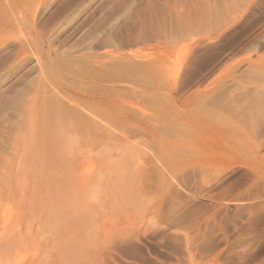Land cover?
I'll use <instances>...</instances> for the list:
<instances>
[{
    "label": "rangeland",
    "instance_id": "1",
    "mask_svg": "<svg viewBox=\"0 0 264 264\" xmlns=\"http://www.w3.org/2000/svg\"><path fill=\"white\" fill-rule=\"evenodd\" d=\"M149 1L75 0L71 10L65 9L70 2L60 5L55 1L41 17L37 15L42 6L37 3L27 19L19 21L21 28L15 27V33L5 37L27 42L35 32L45 35L42 46L29 53L27 77L18 80L19 74L0 83V264H65L67 260V264H264V0ZM50 13L55 17L61 13L54 25L46 22ZM57 30H63L62 34L51 37L55 41L49 46L46 39ZM96 31L102 33L96 39H112L108 47H96L99 50L93 48V52L85 40L99 35ZM78 42L83 47L79 50ZM83 49L97 56L110 53L101 66L110 70L136 62V70L149 79H143L140 86L123 80L99 84L109 91L107 122L115 132L87 137L71 134L70 139V134H65L67 138L61 134L62 143L68 139L65 142L70 146L61 143L60 150L69 159L76 157L71 158V166L91 175L87 184L80 180L75 184V190L83 186L76 192L42 200V189L58 185L57 172L66 173V167L58 160L44 166L42 171L49 170L47 174L32 167L31 152L39 141L37 136H42L35 134L33 117L19 121L14 110L24 94L39 87L37 64L45 66L49 59L67 52L80 57ZM129 49L150 55L140 53L144 59L138 55L134 60ZM111 52H118L120 58L117 53L112 58ZM161 64L165 69L161 70ZM131 103L138 108L130 110ZM127 125L144 132L120 131ZM23 127L29 129L23 131ZM33 139L38 141L33 143ZM30 142L34 146L29 157ZM62 196L66 198L63 202ZM32 203L34 207H29ZM54 207L64 212L74 209L72 215L78 217L74 216L77 221L70 234L81 249L72 261L67 259L65 240L61 242L52 224L48 225L50 218L59 219L57 213L64 214ZM86 238L92 244L84 248ZM59 250L66 254L64 258Z\"/></svg>",
    "mask_w": 264,
    "mask_h": 264
},
{
    "label": "bare ground",
    "instance_id": "2",
    "mask_svg": "<svg viewBox=\"0 0 264 264\" xmlns=\"http://www.w3.org/2000/svg\"><path fill=\"white\" fill-rule=\"evenodd\" d=\"M58 2L59 1L61 2L60 5L64 4V2L66 3H69L70 4L67 6H65V9H67L69 7V10H71V8L75 5L74 2L75 0H0V83L3 84L5 83L8 79H10L12 76H17V75H21V77L18 79V80H24L23 78L24 77H27L26 74L29 73L31 71V68L28 67L29 63H30V57L32 56V54L29 55V53H31L32 51H34L35 49L38 48V46H42V40L44 39L45 35L42 33L43 31L41 32H35V35L30 38V41H20V40H13V41H9V40H6L5 37H7L8 35L10 34H13L15 32H13V29L15 27H18L20 25L19 21H23V20H26L27 19V16H28V13L30 12L29 10L32 8V6L34 4L37 5V3H40V6H42V9H40V11L38 12V16L41 17V15L44 13V11H46V9L52 5V3L54 2ZM152 2V0H150ZM149 1V2H150ZM167 1V2H166ZM168 1L169 0H165V3L168 4ZM144 2V1H143ZM163 2V1H162ZM189 2V1H188ZM146 3V2H145ZM154 4V2H152ZM55 4V3H54ZM166 4V5H167ZM171 4V3H170ZM179 4V3H178ZM202 4V3H201ZM204 5V3H203ZM202 5V6H203ZM56 8L57 5H55ZM81 6V5H80ZM205 6V5H204ZM203 6V7H204ZM54 7V6H53ZM62 7V6H61ZM97 7V6H96ZM52 8V6H51ZM64 8V7H63ZM85 8V7H84ZM90 8V7H89ZM104 8V7H103ZM145 8H147L145 6ZM227 8V7H226ZM192 9V8H191ZM101 10V9H100ZM99 10V11H100ZM143 10V9H142ZM29 11V12H28ZM43 11V12H42ZM55 11V10H54ZM85 11V10H84ZM87 11V10H86ZM89 11V10H88ZM113 11V10H112ZM148 11V10H147ZM146 11V12H147ZM149 11H150V8H149ZM167 11V10H166ZM49 12V11H48ZM80 12V11H78ZM77 12V13H78ZM102 12V11H100ZM105 12V11H103ZM145 12V13H146ZM53 13V12H52ZM111 13V12H109ZM108 13V14H109ZM149 13V12H148ZM51 14V13H50ZM58 14V13H57ZM61 13H59L56 17L54 14H51V18L49 20H46V22H48L49 24H52V22H54L55 20L58 19V17L60 16ZM75 14V13H73ZM80 14V13H78ZM85 14V13H83ZM92 14V13H91ZM103 14V13H102ZM106 14V13H105ZM153 14V13H152ZM36 15V14H35ZM72 15V14H71ZM77 15V14H76ZM81 15V14H80ZM135 15V14H134ZM181 15V14H180ZM43 16V15H42ZM101 16V14H100ZM34 17V16H33ZM45 17V16H44ZM67 17V16H66ZM73 17L74 15H72V17L69 19L71 22L73 21ZM78 17V16H77ZM134 17V16H133ZM160 17V16H159ZM91 18V17H90ZM93 18V17H92ZM91 18V19H92ZM103 18V17H102ZM40 19V18H39ZM62 19V18H61ZM65 19V18H64ZM77 19V18H76ZM75 19V20H76ZM155 19V18H154ZM179 19V18H178ZM43 20V19H42ZM60 20V18H59ZM67 20V19H66ZM68 20V21H69ZM74 20V21H75ZM105 20V19H104ZM141 20V18H140ZM143 20V19H142ZM160 20V19H159ZM167 20V19H166ZM41 21V19L39 20ZM43 22V21H42ZM76 22V21H75ZM74 22V23H75ZM128 22V21H127ZM155 22V21H154ZM153 22V23H154ZM41 23V22H40ZM39 23V24H40ZM68 23V22H67ZM147 23V22H146ZM152 23V22H151ZM170 23V22H169ZM38 24V27L40 26ZM45 24V23H44ZM63 25H65L64 23H62ZM71 23L68 24V27H70ZM73 24V23H72ZM134 24V23H133ZM22 25V24H21ZM43 27L46 26L41 24ZM48 25V24H47ZM54 25V24H52ZM60 25V24H59ZM58 26V25H57ZM56 26V27H57ZM66 26V25H65ZM64 26V28H65ZM98 25H96L95 29H97ZM99 28L103 27L99 24ZM50 27V26H49ZM63 27V26H62ZM60 28V29H63V28ZM115 27V26H114ZM163 27V26H162ZM176 27V25H175ZM19 28V27H18ZM16 28L18 31L19 29ZM21 28V26H20ZM71 28V27H70ZM109 28V27H108ZM42 30V27L40 28ZM48 29V28H47ZM67 29V28H66ZM65 29V30H66ZM103 29V28H101ZM100 29V30H101ZM168 29V28H167ZM46 30V28H45ZM69 30V29H68ZM67 30V31H68ZM99 30V29H98ZM97 30V31H98ZM99 30V31H100ZM105 30V29H104ZM116 29L113 30V32L115 31ZM34 31V30H32ZM40 31V30H39ZM62 31L63 30H57L55 33L52 34V36H49L46 40V43L49 44V46H53V42L55 41V39L53 40V36L56 35V34H62ZM96 31V34H99V35H95L92 36L91 40H85L86 43L88 42V46L87 44L85 43V45L87 46L86 48L88 50H91L93 51V48H96V47H104L107 46L108 47V43L109 41L112 39L111 36H108L109 39L106 37H101L99 39H96L98 37H100V34L102 33H97ZM47 32V30H46ZM66 32V31H65ZM103 32V31H102ZM109 32V31H108ZM45 33V32H44ZM131 33V32H130ZM159 33V32H157ZM51 34V33H50ZM108 34V33H107ZM106 34V36H107ZM114 33H112L113 35ZM118 34V33H117ZM120 34V33H119ZM88 35H91V34H88ZM105 35V34H104ZM110 35V34H108ZM173 35V34H172ZM57 36V35H56ZM117 36V35H116ZM120 36V35H119ZM139 36V35H138ZM138 36H136L138 38ZM162 36V35H161ZM11 37V36H10ZM51 37L52 40L50 39ZM90 37V36H89ZM95 37V38H94ZM113 37V36H112ZM118 37V36H117ZM134 37V38H136ZM142 37V35H141ZM143 40H145V36L143 35ZM12 38V37H11ZM60 38V37H58ZM57 38V39H58ZM129 38V37H128ZM127 38V40H128ZM176 38V37H175ZM173 38V39H175ZM24 39V38H23ZM87 39V38H85ZM115 39V37H114ZM126 39V38H125ZM124 39V40H125ZM140 40H142V38H139ZM171 39V38H170ZM177 39V38H176ZM178 39H179V36H178ZM79 40H82V39H79ZM84 40V39H83ZM82 40V41H83ZM117 40V39H116ZM120 40V39H119ZM121 40H122V37H121ZM137 40V39H136ZM139 40V41H140ZM142 40V43L144 42ZM154 40V39H153ZM156 40V39H155ZM167 40V39H165ZM146 41V40H145ZM151 41V40H150ZM57 42V40H56ZM113 42V41H112ZM123 42V41H122ZM130 42H133L132 40ZM45 43V42H44ZM61 43V42H60ZM60 43L58 45H60ZM79 43L81 42H78V46L77 45L75 46L77 50L80 49L81 47V44L79 45ZM84 43V41H83ZM82 43V44H83ZM111 43V42H110ZM117 43V42H116ZM120 42H118L119 44ZM134 43V42H133ZM141 43V41H140ZM47 44V45H48ZM113 44V43H112ZM139 44V43H138ZM144 44V43H143ZM147 44H149L147 42ZM55 45V44H54ZM57 45V44H56ZM74 45V44H73ZM72 45V46H73ZM84 45V46H85ZM114 46H112L113 48H115V46L117 47V44H113ZM120 45V44H119ZM129 45V43H128ZM136 45V44H135ZM159 45V44H158ZM260 45V44H259ZM67 46V44L65 45ZM69 46V45H68ZM71 46V47H72ZM122 46V45H121ZM130 46V45H129ZM143 46V45H142ZM148 46V45H147ZM55 47V46H54ZM63 47V45H62ZM71 47H67V49H70ZM74 47V46H73ZM106 47V48H107ZM110 47H111V44H110ZM109 47V48H110ZM136 47V46H135ZM164 47V46H163ZM60 48V47H59ZM66 48V47H65ZM79 48V49H78ZM83 48V47H81ZM122 48V47H121ZM153 48V47H152ZM39 49V48H38ZM51 49V48H50ZM56 50L58 49L55 48ZM64 49V47L62 48ZM61 49V50H62ZM85 49V47H84ZM84 49L81 51L82 53L84 54H78V55H81L80 57H76L73 58L69 52L67 53H64L65 55H61V56H57L55 58H51L49 55V57L51 59H47L49 62L46 63L45 66L43 65H39L37 64V71L39 73V76H38V80H39V87L36 88L32 93H29L27 95H23V97L20 98L19 102H20V105H18V109L16 107V110H14L16 113V117H18L19 121H24L26 120L27 118H30V120H32L34 118V120H36V126H35V129H37V135H41L42 138L39 139V137L37 136V139L39 140H34L32 141L33 143L38 141L37 142V145L35 147H33V150L31 152L32 156L34 154V159L33 157L31 158L33 161H30L32 162V167L33 166H36V169H41L39 171H41L42 174H47V171L49 172V170H46L45 171H42L44 169V166L49 164L50 165V162L53 163L55 162L56 160H58V162L62 161L63 162V167H66V169L64 171H67L66 173H58L57 172V175H58V182L57 184L58 185H55L54 183V188H48V187H45L44 189H42V192L40 193L41 197L40 199L42 198L43 199H47V201H49V198L47 197H51L52 195H56L58 193V196L60 194H63L65 195V193L67 194L66 191H68L69 193V190H74L73 192H76V190L78 189H81L80 186L78 189L75 190V184L78 186V181L80 180L82 182V184H85L83 182L86 181V184L88 183L87 180L89 179V175H86L85 174V171L82 173L80 171V169H76V167H73L71 165H74L72 164V162L74 161V158L76 157H70L67 158V156L69 157V155L66 153V151H63L60 150L61 148V143H62V139L61 138H67L65 136V134H70L68 137L70 139V136L71 134H82L83 136H88L89 134H110V133H114L115 130H113L111 127L108 126V122H107V112H108V105L110 104V101H109V97L110 95L108 94L109 91L108 90H105V87H101V85L99 86L100 83H104V82H108L110 80H113L114 82H116L117 84V81H126L128 83V81H132L131 83H135L137 84L138 86L142 85L145 83V80L146 74H143L140 73L138 70L137 67H136V62H132L131 64H128V65H125V64H122V65H117V66H114V68H112V60H115V59H112L111 60V70L106 67V68H102V64H104V66L106 65L105 64V60L107 59L106 56H108L109 54V57H110V53H108L107 55L106 54H101L98 56L95 55L93 52L92 53H85L83 52ZM97 50H99L98 48H96ZM145 49V47L143 48ZM166 49V48H165ZM66 50V49H65ZM64 50V51H65ZM131 50V49H129ZM147 50V49H146ZM49 51V50H48ZM60 51V49H59ZM109 51V50H108ZM117 51V50H116ZM143 51V50H142ZM3 52V53H2ZM56 52V51H55ZM66 52V51H65ZM75 52H77L75 50ZM80 52V51H79ZM96 52V51H95ZM99 52V51H98ZM103 52H107V50L103 51ZM110 52V51H109ZM114 52V51H113ZM120 52V51H119ZM137 52V53H136ZM144 52V51H143ZM141 51H139V54L140 53H143ZM146 52V51H145ZM144 52V53H145ZM53 53V52H52ZM62 53V54H63ZM101 53V52H100ZM112 53V52H111ZM118 57L120 58V54H118V52H116ZM116 53H112L111 56H113L114 54ZM123 53V52H121ZM143 53V54H144ZM149 53V52H148ZM146 53V54H148ZM238 53V52H237ZM124 54V53H123ZM122 54V55H123ZM125 54H128L125 53ZM138 54V51H133L132 53V50H131V54H128V55H131L133 56L132 58L134 59V57H139L140 55ZM146 54H144V57H147ZM46 55V54H45ZM70 55V56H69ZM139 55V56H138ZM150 54H148L149 56ZM154 55V54H152ZM69 56V57H68ZM126 56V55H125ZM142 56V55H141ZM139 57V59H144L142 57ZM168 56V55H167ZM72 57V58H70ZM124 57V55H123ZM155 57V55H154ZM32 58V57H31ZM38 58V57H37ZM106 58V59H105ZM114 58V56L112 57ZM118 58V61H122V57L121 59L119 60ZM125 58V57H124ZM148 58V57H147ZM111 59V58H110ZM129 59V57H128ZM131 59V58H130ZM137 59V60H139ZM108 60V59H107ZM125 60V59H124ZM123 60V62L125 63V61ZM127 60V59H126ZM135 60V59H134ZM139 60V61H140ZM155 60V59H154ZM163 60V59H162ZM165 60V59H164ZM117 61V60H116ZM139 61H138V65H139ZM147 62H150L149 59L145 60ZM107 62V61H106ZM143 62V61H142ZM146 62V63H147ZM158 62V61H157ZM154 63V62H153ZM153 63H151V65H153ZM98 64V65H97ZM108 64H110V62L108 61ZM127 64V63H126ZM145 64V63H144ZM149 64V63H148ZM168 64V63H167ZM36 65V64H35ZM158 65V64H157ZM156 64H154V66H157ZM162 65V64H161ZM103 66V67H104ZM164 65H162V69H165V67H163ZM36 66H34L35 68ZM151 67V66H150ZM158 67V66H157ZM160 67V66H159ZM141 67H139L140 69ZM153 68V67H152ZM143 69V68H142ZM154 69V68H153ZM155 72L157 71V68H155ZM109 70V71H108ZM146 70V69H145ZM151 70V69H150ZM142 72V70H140ZM153 71V70H152ZM164 71V70H163ZM165 72V71H164ZM65 73H67L68 76H65ZM140 73V75H139ZM158 73V72H157ZM145 75V76H144ZM153 75V74H152ZM164 75V73H163ZM162 75V76H163ZM71 76V77H70ZM161 76V75H160ZM161 76V77H162ZM140 77L141 80H139L138 78ZM143 79H145L143 81ZM149 79V78H148ZM17 80V81H18ZM27 80V79H26ZM25 80V81H26ZM99 81V83H97ZM112 81V82H113ZM96 82V83H95ZM110 81V84L112 83ZM121 83V82H120ZM104 85V84H103ZM105 86V85H104ZM116 86V85H115ZM136 86V85H135ZM108 87V86H107ZM112 87V86H111ZM133 87V86H132ZM117 88V87H116ZM109 89V88H108ZM138 89V88H136ZM8 90H13L12 87H9ZM32 90V89H31ZM117 90V89H115ZM133 90V88L130 90V92ZM135 90V89H134ZM8 91V92H9ZM24 91V90H23ZM22 91V92H23ZM105 91V92H104ZM19 92L21 93V90H19ZM104 92V93H103ZM136 92V91H135ZM14 94V93H13ZM22 94V93H21ZM22 96V95H21ZM14 98V97H13ZM113 98V97H112ZM16 100V98H15ZM146 100V99H145ZM17 102V100H16ZM18 102V103H19ZM121 102V101H120ZM147 102V101H145ZM151 102V101H150ZM122 103V102H121ZM123 104V103H122ZM129 107H130V110H135V108L138 106H134V103H131L129 104ZM10 108V107H9ZM15 108V106H14ZM13 110V109H12ZM129 111V110H128ZM142 110H140L139 112H141ZM144 112V111H143ZM8 114V113H7ZM5 115V114H4ZM141 115V114H140ZM9 116V115H8ZM15 117V115H14ZM27 117V118H26ZM33 117V118H32ZM134 117V115H133ZM153 117V116H152ZM127 118V117H126ZM130 120L132 119L131 116L129 117ZM152 119V118H151ZM28 120V119H27ZM14 121V120H13ZM17 121V120H16ZM12 122V121H11ZM28 125V124H26ZM30 126V125H29ZM28 126V127H29ZM129 125L126 126L125 129H120V131H123L125 133H132L131 129L133 130V127H130V128H127ZM135 126V125H134ZM10 127V125H9ZM22 127V126H21ZM27 127V129H29ZM137 127V126H136ZM134 127V130L137 129L138 131H142L144 132L143 130L144 129H141V128H136ZM26 128L23 127V131L25 130ZM26 129V131H27ZM33 128H31L30 126V129L31 130ZM167 129V128H166ZM8 130V128H7ZM133 130V131H134ZM149 130V129H147ZM159 129H157L158 131ZM12 131V130H11ZM10 131V132H11ZM18 131V130H16ZM146 131V130H145ZM9 134V132H7ZM12 133V132H11ZM10 133V134H11ZM21 133H22V130H21ZM15 134V133H13ZM23 134V133H22ZM59 134H60V138H59ZM61 134H64V137L61 135ZM133 134V133H132ZM140 134V133H139ZM24 135V134H23ZM75 135V136H76ZM19 136V135H18ZM32 136H33V133H32ZM73 137V136H72ZM77 137V136H76ZM16 138V137H15ZM75 138V137H74ZM73 138V139H74ZM30 139V138H29ZM15 140V139H14ZM75 140V139H74ZM18 141V139L16 140V142ZM63 143H66L65 141H68V139L64 140L63 139ZM75 142V141H74ZM22 143V142H21ZM25 143V142H23ZM62 143V146L65 147V144L63 145ZM71 143V142H70ZM73 143V142H72ZM30 146L28 147V153L26 151H24V153H27V155L30 153L29 152V149L32 148V145L34 146V144H32L30 142ZM73 145V144H72ZM77 145V144H76ZM26 146V145H25ZM66 146H70L68 143H66ZM74 146V145H73ZM68 152V150H67ZM72 153V151H69V153ZM66 154V155H65ZM29 156V155H28ZM30 157V156H29ZM71 158H73L71 161ZM81 158V157H80ZM83 158V157H82ZM82 158L80 160H82ZM27 160V159H26ZM76 160V159H75ZM79 160V159H78ZM76 163V162H74ZM61 164V163H60ZM62 165V164H61ZM29 166V165H27ZM78 166V165H76ZM80 166V165H79ZM62 167V168H63ZM27 170L29 167H26ZM95 169V168H94ZM25 171V170H24ZM30 171V170H29ZM37 170V172L39 174H41ZM52 171V170H51ZM61 172V171H59ZM108 172V171H107ZM102 173V172H101ZM49 174V173H48ZM51 175V174H50ZM93 175V174H92ZM98 177V176H97ZM3 178V177H2ZM6 178V177H5ZM39 178V176H38ZM41 178H44V177H41ZM54 178V176H53ZM36 179V178H35ZM32 178V181L35 180ZM45 179L46 178V175H45ZM43 179V180H45ZM49 179V177H48ZM51 179V178H50ZM57 179V178H56ZM74 179H78L77 182L75 180L74 182ZM29 180H30V177H29ZM54 182H56L57 180L53 179ZM31 181V182H32ZM36 181V180H35ZM46 181V180H45ZM21 182V181H20ZM27 182V181H26ZM43 182V181H42ZM47 182V181H46ZM74 182V187H73V183ZM24 183V182H23ZM36 183H39V182H36ZM61 183V184H60ZM41 184V182H40ZM33 185H35V183H33ZM43 185V184H42ZM46 186V184H44ZM51 185H52V181H51ZM89 185V184H88ZM17 186V184H16ZM38 186V185H37ZM85 186V185H84ZM71 187V188H70ZM34 190V189H33ZM38 190V189H37ZM20 191V190H19ZM39 191V190H38ZM41 191V189H40ZM27 193V192H26ZM38 193V192H36ZM38 193V194H39ZM10 194V193H9ZM37 194V195H38ZM2 195V194H1ZM4 195V194H3ZM45 195V196H44ZM70 195V194H69ZM5 196V195H4ZM57 196V195H56ZM67 196V195H65ZM65 196H62L63 198L61 202H63V199H66ZM73 196V195H72ZM71 196V197H72ZM36 197V196H35ZM37 197V198H38ZM36 198V199H37ZM53 198V196H52ZM69 198V197H67ZM11 199V198H10ZM33 199H35L33 197ZM39 199V200H40ZM55 199V198H54ZM16 200V199H15ZM37 200V201H39ZM46 201V200H45ZM56 201V200H54ZM53 201V202H54ZM60 201V200H59ZM70 201V200H69ZM29 202V201H28ZM33 202V201H32ZM36 202V201H34ZM41 202V200H40ZM52 202V201H50ZM52 202V204H53ZM66 201H64L65 203ZM5 203V202H4ZM6 204V203H5ZM35 203H32L30 204L29 207H34ZM51 204V203H49ZM56 204V202H55ZM54 204V205H55ZM69 204V203H68ZM75 204V203H74ZM2 206V204H0ZM24 205V204H23ZM40 206V205H39ZM47 207V205H44ZM43 206V207H44ZM49 206V205H48ZM59 206V205H58ZM23 207V206H22ZM50 207H53L50 205ZM57 207V206H56ZM63 207V206H62ZM1 208V207H0ZM4 208V207H2ZM7 208L9 209V207H6V210ZM12 208V207H11ZM58 208H61V206H59ZM38 209V214L39 211L41 209L37 208ZM47 209V208H45ZM64 209V208H63ZM70 209V208H69ZM2 210V209H1ZM4 210V209H3ZM5 210V211H6ZM33 210V208H32ZM54 210H57V208L54 207ZM53 210V211H54ZM76 210V209H75ZM43 213L44 210L42 209ZM48 211V210H47ZM46 211V213H47ZM59 210H57L56 212H59ZM34 212V211H32ZM52 212V211H51ZM54 212V214L56 213ZM64 213L63 215H60L57 213L59 219H57L55 217V219H51L50 218V222L48 223V225L51 223L52 225H49V226H52V228L54 227V231H56L58 234V236H60L59 238L65 240L67 246H65V250L67 253V259H69L70 261L73 260L74 256H75V251L81 249L80 245H78L76 243V239H74V237L72 238L70 232H71V229H74V220L78 219L77 216L75 215H72V212H74V209H71V210H66L65 212L62 210L60 211V213ZM76 212V211H75ZM27 213V212H26ZM25 213V214H26ZM37 213V211H36ZM37 214V215H38ZM74 214V213H73ZM76 214V213H75ZM19 215V213H18ZM22 216V215H21ZM35 216V215H34ZM76 219H75V217ZM7 218V217H6ZM20 218V217H19ZM40 218V217H39ZM25 219V218H24ZM49 219V218H48ZM22 220V219H21ZM28 220V219H27ZM7 221V220H6ZM11 221V220H10ZM31 221V220H30ZM77 221V220H76ZM9 222V221H7ZM68 222V225L67 223ZM79 222V221H78ZM6 223V222H5ZM11 223V222H10ZM13 223V222H12ZM76 224V222H75ZM66 225V226H65ZM90 225V224H89ZM9 226V225H8ZM18 226V225H17ZM92 226V225H91ZM84 227V225H83ZM1 228V227H0ZM4 228V227H3ZM26 228V227H25ZM37 228V227H36ZM9 229V228H8ZM19 229V228H18ZM47 229V228H46ZM80 230V229H79ZM20 231V230H18ZM53 231V230H52ZM95 232V231H94ZM45 233H46V230H45ZM28 234V232H27ZM48 234V233H47ZM3 235V234H2ZM1 235V236H2ZM44 235V234H43ZM50 235V234H49ZM53 235V233H52ZM51 235V237H52ZM55 235V234H54ZM53 235V236H54ZM83 235V234H82ZM96 235V233H95ZM4 236V235H3ZM14 236V235H13ZM90 236V235H89ZM20 237V236H19ZM43 237V236H42ZM81 237V236H80ZM83 237V236H82ZM85 237V236H84ZM21 238V237H20ZM46 238V237H45ZM76 238V237H75ZM94 238V237H93ZM92 238V241L94 242ZM40 239V238H39ZM38 239V240H39ZM51 239V238H50ZM59 239V240H60ZM62 239H61V242H62ZM87 239V238H86ZM85 239V242H83L85 245L84 248L89 245V244H92V242L90 243V239L91 238H88L87 240ZM7 240V239H6ZM80 240V239H79ZM20 241V240H19ZM36 241V240H35ZM42 241V240H41ZM57 241V240H56ZM126 241V240H125ZM60 242V244H61ZM79 242V241H78ZM101 242V241H100ZM104 242V241H103ZM24 243V242H23ZM26 243V242H25ZM37 243V242H36ZM46 243V242H45ZM119 243V242H118ZM81 244V242H80ZM27 245V244H26ZM39 246V244H37ZM46 245V244H45ZM50 245V244H49ZM63 245V243H62ZM65 245V244H64ZM23 246V245H22ZM82 246V244H81ZM29 247V246H28ZM41 247H44V246H41ZM39 247V248H41ZM59 247V246H58ZM67 247V248H66ZM116 247V246H115ZM23 248V247H22ZM54 248V247H53ZM61 248V247H60ZM87 248V247H86ZM7 249V248H6ZM15 249V248H14ZM63 250V248H61ZM26 250V248H25ZM32 250V249H31ZM40 250V249H39ZM48 250V249H47ZM83 250V248H82ZM86 250V249H85ZM134 250V249H133ZM53 251V249H52ZM54 251L56 252V250L54 249ZM60 251V250H59ZM80 251V250H79ZM4 252V251H2ZM31 252V251H30ZM61 252V251H60ZM9 253V251H8ZM18 253V252H17ZM38 253H41V251ZM64 253V251H62L60 253L61 255V258L66 255V254H62ZM106 253V252H105ZM131 253V252H130ZM16 254V253H15ZM22 254V253H21ZM33 254V253H32ZM50 254V252H49ZM112 254V253H111ZM8 255V254H6ZM37 254L35 253V258L37 257L36 256ZM39 255V254H38ZM45 255V253H44ZM47 255V254H46ZM59 255V254H58ZM57 255V256H58ZM105 255V254H104ZM5 256V254H4ZM17 256V255H16ZM48 256V255H47ZM45 256H43L44 258ZM56 257V256H55ZM9 258V256H8ZM15 258V257H14ZM34 258V257H33ZM31 258V259H33ZM47 258V257H46ZM50 258V257H48ZM47 258V259H48ZM58 258H60V256H58ZM78 258V257H76ZM75 258V259H76ZM30 259V260H31ZM79 259V258H78ZM3 260V259H2ZM5 260V259H4ZM60 260V259H58ZM66 260V258H65ZM25 261V260H24ZM39 261V260H38ZM63 263V260H61ZM68 260L66 261L65 264H67ZM106 262V261H105ZM11 263V262H10ZM17 263V261H16ZM19 263V261H18ZM58 263V262H57ZM102 263V262H101ZM55 264V263H54ZM60 264V263H59ZM69 264V263H68ZM71 264V263H70ZM83 264V263H82ZM88 264V263H87Z\"/></svg>",
    "mask_w": 264,
    "mask_h": 264
}]
</instances>
